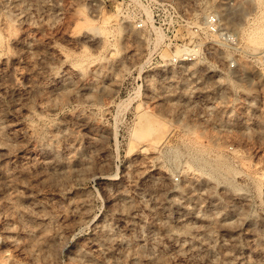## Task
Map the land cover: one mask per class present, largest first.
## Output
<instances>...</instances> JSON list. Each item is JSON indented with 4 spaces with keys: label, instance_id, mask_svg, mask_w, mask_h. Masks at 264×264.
I'll list each match as a JSON object with an SVG mask.
<instances>
[{
    "label": "rangeland",
    "instance_id": "1",
    "mask_svg": "<svg viewBox=\"0 0 264 264\" xmlns=\"http://www.w3.org/2000/svg\"><path fill=\"white\" fill-rule=\"evenodd\" d=\"M0 264H264V0H0Z\"/></svg>",
    "mask_w": 264,
    "mask_h": 264
},
{
    "label": "built area",
    "instance_id": "2",
    "mask_svg": "<svg viewBox=\"0 0 264 264\" xmlns=\"http://www.w3.org/2000/svg\"><path fill=\"white\" fill-rule=\"evenodd\" d=\"M149 4H152L149 1ZM170 5H168L169 7ZM136 19L140 22L139 27L143 26L144 15L141 11L136 14ZM194 36L185 43L182 52L176 56L170 58L169 63L173 66L181 67L185 64H192L201 60H205L209 55L213 54V51L209 47H217L219 44H233L235 39L233 35L227 32H223L220 25V18L217 14H209L201 20V23L197 26L191 27ZM230 67L235 68L234 60L230 61ZM203 93H196L193 97L195 103L203 102Z\"/></svg>",
    "mask_w": 264,
    "mask_h": 264
},
{
    "label": "bare ground",
    "instance_id": "3",
    "mask_svg": "<svg viewBox=\"0 0 264 264\" xmlns=\"http://www.w3.org/2000/svg\"><path fill=\"white\" fill-rule=\"evenodd\" d=\"M222 21V20H221ZM223 24V23H222ZM221 25V24H220ZM161 36V35H160ZM88 40V39H87ZM93 40V39H92ZM90 41V38H89ZM93 42V41H92ZM94 43V42H93ZM213 51V50H212ZM180 52V51H179ZM182 52V51H181ZM180 52V53H181ZM179 53V54H180ZM202 61V60H201ZM199 62V61H198ZM196 63V62H194ZM214 169L216 171L217 174H219L221 177H228L230 176V174L232 173L229 169H227L226 167L222 166L220 163H218L217 165L214 166Z\"/></svg>",
    "mask_w": 264,
    "mask_h": 264
}]
</instances>
